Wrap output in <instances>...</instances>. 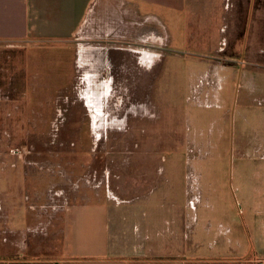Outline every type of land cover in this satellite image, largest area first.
Returning <instances> with one entry per match:
<instances>
[{
  "label": "rangeland",
  "instance_id": "374dc122",
  "mask_svg": "<svg viewBox=\"0 0 264 264\" xmlns=\"http://www.w3.org/2000/svg\"><path fill=\"white\" fill-rule=\"evenodd\" d=\"M104 6L64 52L38 43L32 72L27 47L0 44V264L52 255L59 232L36 239V216L82 204H133L152 238L176 227L185 264H258L264 161L240 160L239 131L246 115L264 155V75L245 82L227 8L215 3L202 37L158 11L140 34L147 11L125 22ZM139 34L150 45L140 60Z\"/></svg>",
  "mask_w": 264,
  "mask_h": 264
},
{
  "label": "crops",
  "instance_id": "0c3cea01",
  "mask_svg": "<svg viewBox=\"0 0 264 264\" xmlns=\"http://www.w3.org/2000/svg\"><path fill=\"white\" fill-rule=\"evenodd\" d=\"M99 1L0 0V44H15L24 49L27 47L30 60L26 63L32 72L38 64L37 56L34 55L38 54L37 44L52 43L51 47L43 46L58 53L64 52L67 49L66 42L88 18L92 4L96 5L97 14L106 7L104 4L111 5V10L115 9L113 11L117 12L116 14L121 12L120 17L116 15V19L125 22L129 21L135 11H147L148 14L142 16L143 24L139 27L148 29V33L151 28L150 12L158 11L165 20L180 17L182 30L187 31L192 27L196 32H201L202 34H199L203 37L207 36L209 20L217 17L215 10L218 7L216 8L215 3L219 1V6L223 4L227 8V14L220 12V19L226 21L229 34L237 42L234 52L243 54L240 64L244 66L242 76L245 82L249 83L252 77L259 79L264 75V0H109L110 3L106 2L107 0L103 3ZM209 4L214 13H208L205 5ZM202 12L207 14H200ZM188 15L192 17L191 22ZM131 25L126 23L124 29L128 30L127 33H130ZM224 47H227L226 43L221 45L219 50ZM32 93L30 95H33ZM241 117L243 126L240 128L239 138L244 150L240 154V160L247 165H256L257 162L264 161V155L260 154L261 147L255 143L251 144L250 137L247 140L246 137L248 134H258L260 130L250 127L246 115ZM250 150H253V155ZM121 206L123 205L82 204L52 211V215L36 216V239L46 235L43 234L45 227L54 225L60 240L58 239V248L52 255L49 253L46 258L36 257L35 264H185L184 259H179L182 256V241L177 238L176 227L165 232L155 230V237L152 238L139 216L138 207L133 204ZM260 211L264 213L263 210ZM51 235L54 238L55 231ZM38 245L37 240L36 246ZM158 259L166 262H156ZM222 259L227 262L232 260ZM255 261L264 264V253H260Z\"/></svg>",
  "mask_w": 264,
  "mask_h": 264
},
{
  "label": "flooded vegetation",
  "instance_id": "af4514ba",
  "mask_svg": "<svg viewBox=\"0 0 264 264\" xmlns=\"http://www.w3.org/2000/svg\"><path fill=\"white\" fill-rule=\"evenodd\" d=\"M140 34L141 33H144V29H142L140 32H139ZM139 34V35H140ZM148 34V33H147ZM148 39H149V36L147 35V36H144V35H140L139 36V38H138V43L136 44V48H137V52H136V54H138V56H133V57H135V58H138V60H140V55H141V51L144 53V51L143 50H145V48H146V50H148V49H150V45H149V42H148ZM139 50H141L140 52H139ZM134 51H132V54L134 55ZM145 55V54H144ZM144 55H143V58H142V61H143V67L145 68L146 66H149V63H150V59L149 58H146V57H144ZM134 58V59H135ZM137 61V60H136ZM138 63H139V61H138ZM146 69V68H145ZM92 116H93V120H92V122H93V124H92V130L94 131V132H96V129H95V127H96V121H95V118H94V115L92 114ZM95 121V122H94Z\"/></svg>",
  "mask_w": 264,
  "mask_h": 264
}]
</instances>
